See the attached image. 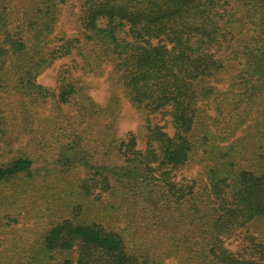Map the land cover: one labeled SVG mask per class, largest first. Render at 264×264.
<instances>
[{
	"label": "trees",
	"instance_id": "obj_1",
	"mask_svg": "<svg viewBox=\"0 0 264 264\" xmlns=\"http://www.w3.org/2000/svg\"><path fill=\"white\" fill-rule=\"evenodd\" d=\"M66 1L0 0V94L10 87L5 67L14 55L21 94L16 124L28 131L33 107L48 102L55 112L62 104L72 108L70 117L58 114L53 131L36 132L39 147L46 149L68 139L62 160L37 167L20 152L0 164V207L10 210L5 217L12 220L11 209L22 211L30 193L51 190L54 176H62L57 189L64 197H88L95 177L80 183L66 175L71 165L80 167L76 156L85 151L83 143H96L101 152L95 147L88 153L95 162L81 161L102 176L103 190L118 197L120 205L110 203L107 210L115 209L116 218L118 208L129 215L139 208L142 222L136 225L148 232L154 221L160 240L131 247L101 220L82 222L76 216L52 222L30 244L0 251V264H153L160 247L167 254L185 251L188 264H264V238L253 241L249 255L222 242L264 218V0H79V34L56 39ZM67 55L77 57L73 66L85 73L112 66L111 80L146 115L144 149L131 132L113 139L112 112L70 77V67L58 79L59 90L38 81ZM226 79L228 88L220 92L218 83ZM3 98L0 143L9 144L13 131ZM211 101L216 116L208 109ZM199 153L205 180L177 181L174 170ZM82 208L72 210L78 214Z\"/></svg>",
	"mask_w": 264,
	"mask_h": 264
},
{
	"label": "rangeland",
	"instance_id": "obj_2",
	"mask_svg": "<svg viewBox=\"0 0 264 264\" xmlns=\"http://www.w3.org/2000/svg\"><path fill=\"white\" fill-rule=\"evenodd\" d=\"M61 10L60 20L55 31L56 39L78 35L81 28L80 1L67 0L61 4ZM3 38V34H0V41ZM78 61L79 59L77 57L70 55L60 57L38 77V81L45 86L59 90L58 79L63 69L70 67V77L80 80L92 100L112 112L115 122L113 139L127 138L129 132H131L137 137L138 147L144 149L146 146V115L144 111L135 107L124 95L122 88L111 80L109 73L112 66L110 64L105 65L101 73H85L81 69L73 66ZM5 75L10 87L4 93H1L0 96L4 97L2 100V108L9 121L8 128L10 132L11 130L13 131V137H10L11 139L9 138L10 145L6 141H1L0 143V164H7L20 152H25L32 156L35 159L34 166H42L45 160H48L51 164H56L57 158L60 160L63 159L62 152L66 150L64 147L68 144V139H64L58 144L50 143V149H46L39 147L36 132L46 128L53 131L55 129L54 121L56 120L57 122L60 119L58 114H67L70 117L72 108L66 104H62L61 110L55 112L51 102L42 106L33 107L32 124L28 131H24L22 125H20L21 123L16 124L13 114L19 106V100L21 98L20 89L17 85L19 65L16 56H10L6 63ZM228 82V79H226L218 83L220 92L227 90ZM208 109L212 116H216L215 102H209ZM168 130H171L170 126ZM83 147H85V151H82L80 156H76V160H78L77 164L80 167L71 165L69 167L71 171L66 177L68 181L78 179L80 183L87 175H91L90 179L95 177V181H92L91 194L88 197H82V199H79L75 195H68V198H66L60 189H57V183L62 176H57V179L54 176L49 186L51 190L42 188L41 190L30 193L28 198L23 202L22 211H20L21 208L11 209L10 214L13 217L12 220L9 221L5 217L7 211L10 210L5 207H0V218H2L0 221V251H6L10 245L17 242L22 245L30 244L37 238H40L52 222L76 216L77 220L82 222L101 220L107 228L121 234L129 240L131 247L134 246V242L137 243L138 247L141 246L144 248V244L148 243L151 245L155 241L160 240L159 232L153 230V228L156 229V223L154 221L151 222L152 226H150L148 232L143 229L142 223L136 225V223L142 222V217L139 216V208L135 210V215H129L130 210L118 208L116 218H114L115 215L111 214L116 211L115 209L107 210L106 206L110 205V203L120 205L118 197L117 199L116 197L113 198L110 191L103 190L102 183L100 182L102 176H98L87 170V167L82 162L85 159L91 163L95 162L92 157L88 156V153L93 154L96 150L95 147H97L96 143L89 144L85 141ZM98 151L101 152L97 147ZM82 157L85 159H82ZM205 164V160L202 158L201 153H199L190 164L174 170L175 179L182 183H188L192 179L204 181ZM45 173L44 170L40 169L41 175ZM78 204H81L83 208L81 211L78 210L79 213L77 214L73 212L72 208L73 206H78ZM127 214L129 215L128 217ZM259 238H264V218H258L248 226L238 229L230 236H224L222 242L232 252L249 255L253 241H259ZM156 250L159 252L158 256L160 255V259L154 261L153 264H188L185 251H182L183 253L171 251L167 254L164 252L165 247H160Z\"/></svg>",
	"mask_w": 264,
	"mask_h": 264
}]
</instances>
